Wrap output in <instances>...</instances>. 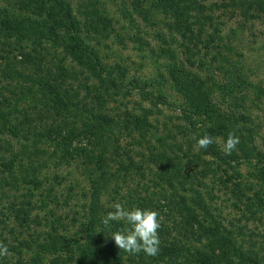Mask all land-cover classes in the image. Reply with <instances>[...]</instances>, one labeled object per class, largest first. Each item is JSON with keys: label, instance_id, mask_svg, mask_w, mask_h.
I'll return each instance as SVG.
<instances>
[{"label": "trees", "instance_id": "1", "mask_svg": "<svg viewBox=\"0 0 264 264\" xmlns=\"http://www.w3.org/2000/svg\"><path fill=\"white\" fill-rule=\"evenodd\" d=\"M18 1L21 12L0 8V213L25 227L37 222L33 201L41 203L48 230L41 232L38 245L56 253L54 264H264L263 236L241 224V218L224 214L214 202L229 184L230 194L246 211L252 200L264 207V151L254 144L260 127L250 120L254 104L247 101L250 88L259 94L258 85L234 74L228 58L224 61L231 68L218 67L220 85L199 75L210 67L199 61L188 67L187 62L185 70L175 69L173 80L188 107L183 114L192 138L185 146L164 138L152 142L147 139L152 125L146 115L127 111L114 126L106 111L105 97L112 96L108 91L120 86L98 61L91 43L100 27L93 13L81 24L69 0ZM148 1L168 14L188 40L201 36L195 27L208 12L213 56H226L223 27L238 25L243 35L255 22L264 21V0H211L208 8L207 0ZM135 10L142 13L143 7L134 3ZM128 17L134 23L130 13ZM91 31L95 34H88ZM59 50L65 56H57ZM214 93L237 103L243 113L235 117L221 112ZM231 133L240 142L226 155L223 145ZM203 135L213 141L206 149L197 144ZM247 144L256 152L251 160L258 185L243 181L235 166L247 161ZM142 149L148 152L147 161ZM126 163L132 167L125 168ZM51 166L66 168L67 174L50 175ZM113 168L126 173L122 185L130 196L123 204L159 213L160 245L154 257L124 253L108 234L127 225L102 223L112 210L102 195L115 178ZM71 169H82L80 178L71 176ZM152 170L170 192L152 180L130 187L135 176L145 181L150 174L144 178L143 171ZM229 170L237 173L233 181H228Z\"/></svg>", "mask_w": 264, "mask_h": 264}, {"label": "rangeland", "instance_id": "2", "mask_svg": "<svg viewBox=\"0 0 264 264\" xmlns=\"http://www.w3.org/2000/svg\"><path fill=\"white\" fill-rule=\"evenodd\" d=\"M17 1L0 0V8H8L15 13L19 10L21 12L18 8L22 3ZM210 1L205 2L207 8L212 3ZM69 2L81 24L89 13H93L95 21L100 24L98 36H95L91 43L95 48L98 61L106 68L105 70L112 72L116 84L120 86L118 89L108 91L112 96L108 99L105 97L104 103L106 111H109L115 122L121 121L127 111L139 117L146 115L152 125L148 140L154 142L164 138L167 143H183L185 146L184 144L191 140L192 134L188 129L189 122L184 119L183 114L188 107L175 88L173 80L175 69H181L182 66L187 65V62L188 67L191 61L202 62L210 67V70L206 71L203 68L199 75L204 79L218 80L220 85L222 81L219 79L221 75H219L218 67L220 64H225L224 58H228L233 64L231 66H234L232 68L234 74L246 76L253 86L257 84L259 87L257 90L259 94H253V88L247 91L249 94L247 101H253L254 104L248 116L254 124L260 127L254 144L264 151V21L255 22L254 28L251 31L246 29L243 35L239 34L241 29L238 25L228 24L229 26L223 27L222 35L226 46L222 53L226 56H213L215 52L211 47L213 42L208 43L209 38L211 39L208 36L213 34L210 21L207 19L208 12H205L206 19L201 18L200 25L195 27V30L202 32L201 36L191 37L188 40L190 36L182 37L183 33L178 30L179 27L174 26L173 19L164 11L151 7L148 0H69ZM134 3L143 7L142 13L140 10L134 11ZM151 3L154 4V1ZM220 12L215 13V16ZM128 13L133 17L134 23L130 21ZM219 20L224 22L225 18L221 17ZM81 28L86 33L85 29ZM88 34H95V32L91 31ZM136 38H142L144 43L137 41ZM56 55L65 56L60 50ZM225 66L231 68L227 64ZM237 67L239 69H236ZM185 69L184 67L182 70ZM222 90L226 91L225 87ZM217 91L216 89L215 92ZM214 94L216 95L215 105L221 112L230 111L235 117L243 113L237 107V103L234 105L230 99L226 100V96L222 99L218 93ZM116 124L118 122L114 126ZM247 146V161L241 162L239 166L235 164V166L243 181L258 185L252 167L255 162L251 160L256 152L250 150L253 147L252 144H247ZM195 148L194 146V150ZM174 150L177 149L174 148ZM142 151L147 161L148 152L143 149ZM134 158L137 160V157ZM129 166L126 163L125 168ZM114 168V172L111 171L115 178L110 180L102 195L103 202L109 206L116 202L124 203L130 196H128L129 191L122 185L126 173L120 168H118L120 170H114ZM81 170H73L71 176L80 178ZM47 171L51 175L55 172L67 174L68 170L66 168L55 169L51 166ZM143 174L144 178L146 174L150 176L147 175L149 178L145 181L135 176L130 187H136L139 181L148 180H152L153 185H163V182L155 177V171L152 170V173L143 171ZM228 175L230 179L228 181H233L237 173L229 170ZM224 177L222 179H225ZM163 186L170 192L167 185ZM228 187L227 192L225 190L217 193L216 200H214L216 206L235 220L241 218V224L244 223L251 229L256 228L255 231L263 236L262 241L264 242V207L258 206L259 203L252 200L249 210L246 211L244 205L235 201L230 194L232 186L228 184ZM255 188L258 189L257 186ZM215 190L217 191V187ZM141 192L143 194V191ZM158 193L155 194L158 196L160 194ZM245 194L251 198L250 193ZM33 203L32 216L37 217V222L29 223L25 227L16 222L12 215L0 213V245L7 248L6 253L0 254V264H54L56 253L50 250L43 251L38 245L41 232L48 228L44 224L46 216L43 205L36 201ZM260 236L257 238L260 239Z\"/></svg>", "mask_w": 264, "mask_h": 264}, {"label": "clouds", "instance_id": "3", "mask_svg": "<svg viewBox=\"0 0 264 264\" xmlns=\"http://www.w3.org/2000/svg\"><path fill=\"white\" fill-rule=\"evenodd\" d=\"M212 142V138L208 135L197 138V144L201 149H206ZM239 142L238 136L234 133L229 134L223 145L225 154L230 155ZM112 221H121L127 225L122 231L118 230L108 234L121 251L129 255L143 252L150 257L158 254L160 245L158 229L161 226V221L156 210L129 207L116 202L112 205V210L107 212L102 223L108 225ZM6 252L7 248L0 245V254Z\"/></svg>", "mask_w": 264, "mask_h": 264}]
</instances>
